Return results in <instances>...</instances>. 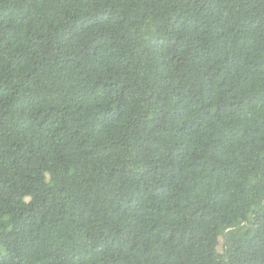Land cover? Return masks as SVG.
Wrapping results in <instances>:
<instances>
[{
    "label": "trees",
    "instance_id": "16d2710c",
    "mask_svg": "<svg viewBox=\"0 0 264 264\" xmlns=\"http://www.w3.org/2000/svg\"><path fill=\"white\" fill-rule=\"evenodd\" d=\"M0 264H264V0H0Z\"/></svg>",
    "mask_w": 264,
    "mask_h": 264
},
{
    "label": "rangeland",
    "instance_id": "374dc122",
    "mask_svg": "<svg viewBox=\"0 0 264 264\" xmlns=\"http://www.w3.org/2000/svg\"><path fill=\"white\" fill-rule=\"evenodd\" d=\"M220 243H221V240L219 238V241L217 242V248L219 249L220 248Z\"/></svg>",
    "mask_w": 264,
    "mask_h": 264
}]
</instances>
